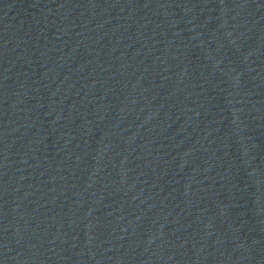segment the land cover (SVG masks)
<instances>
[{
    "label": "water",
    "instance_id": "water-1",
    "mask_svg": "<svg viewBox=\"0 0 264 264\" xmlns=\"http://www.w3.org/2000/svg\"><path fill=\"white\" fill-rule=\"evenodd\" d=\"M0 264H264V0H0Z\"/></svg>",
    "mask_w": 264,
    "mask_h": 264
}]
</instances>
